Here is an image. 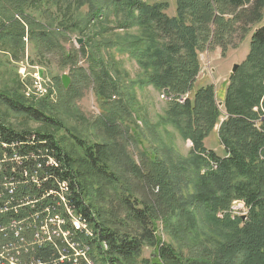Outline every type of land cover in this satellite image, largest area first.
Instances as JSON below:
<instances>
[{"label": "trees", "instance_id": "16d2710c", "mask_svg": "<svg viewBox=\"0 0 264 264\" xmlns=\"http://www.w3.org/2000/svg\"><path fill=\"white\" fill-rule=\"evenodd\" d=\"M72 1L49 0L57 7L63 2L66 8L71 6ZM30 2L0 0L1 43L24 49L26 28L29 38L42 44L49 43L51 36L57 38L62 34L60 30L49 34L50 31L47 32L42 23L27 14ZM250 2L176 0V14L171 17L166 13L169 4L165 0L150 3L145 0H97L96 4L91 0L86 21L75 19L68 25L60 24L64 25V32L70 29L81 31L88 18L111 8V14L119 17L118 28L137 26L141 29V35H131L130 40L122 38L108 45L115 47L119 53L132 56L147 70V77L142 79V83L152 84L170 96L172 93L175 98L187 91L192 92L184 104L174 99L168 120L180 129L185 139L193 143L188 172L183 174V181L186 188L195 192L183 195L180 191L182 187L177 189L164 168L159 167L160 173L152 174L150 180L153 185H161L162 193L157 195V200L170 210L166 216L163 215L169 235L194 236L192 233H198L202 228V225L171 224V217L175 220L185 217L194 219L195 212L205 213L206 220L214 224L204 234V241L214 240L211 247L199 248L187 258L182 256L179 246L167 243L156 235L158 216L152 206L154 203L138 209L125 199L129 216L139 227L136 235L128 231L122 233L115 225L99 221L94 206L88 201L87 195L92 192V183L86 180L88 173L82 170V164L77 163L60 140L49 133H36L34 140L0 122V138L17 141L22 154L35 149L46 139L47 147L59 161V166L48 168L49 173L42 177L43 186H57L63 181L70 183L72 206L96 228L94 238L88 240L96 264H139L138 258L147 244L154 247L155 255L151 259H143L144 264H264V25L253 30L247 58L236 72L231 73L224 90L217 92L214 84L195 88L202 67L200 54L209 50L212 44L219 45L222 53L226 51L224 39L233 33L239 12ZM263 5L264 0H254L248 17L250 21H261ZM230 8L238 9L232 14V19L226 18ZM16 15L21 17L17 18ZM94 56H90V66L98 82V93L105 96L107 86L116 87L115 80ZM71 57L68 53V58ZM7 101L15 106L12 99L8 98ZM220 101L224 103L223 106L219 104ZM24 109L37 120L52 121L34 107ZM214 130L218 131V139L226 151L223 157L206 148L205 140ZM30 142L33 143L27 145ZM79 142L85 145L82 140ZM106 146L94 144L86 147V156L90 159L86 157L83 161L97 172L108 151ZM94 149L98 151L97 154ZM99 162H102L101 166ZM134 168L140 172L137 167ZM235 200H243L249 207L246 218L233 216L230 212ZM220 210L225 211L222 218L218 217Z\"/></svg>", "mask_w": 264, "mask_h": 264}, {"label": "rangeland", "instance_id": "374dc122", "mask_svg": "<svg viewBox=\"0 0 264 264\" xmlns=\"http://www.w3.org/2000/svg\"><path fill=\"white\" fill-rule=\"evenodd\" d=\"M30 1L27 14L42 23L45 30L50 31L49 34L55 30H60L62 34L57 38L51 36L49 43L42 44L30 39L26 28L24 49L0 42V122L24 134L49 133L57 137L77 163L82 164V170L88 173L86 180L92 183L88 201L94 206L99 221L115 225L122 233L128 231L136 235L139 227L130 218L125 199L138 209L154 203L152 206L158 216L156 235L167 243L179 246L182 256L187 258L199 248L213 246L214 240L204 241V234L214 225L206 220L205 213L195 212L194 219L170 218V223L174 225H202L198 233H192L197 238L185 234L172 237L166 230L164 216L170 210L157 200L162 188L161 185H153L150 178L164 168L177 189L182 187L180 191L183 195L194 193L195 190L186 188L183 181V174L188 172L193 143L185 139L180 129L168 120L172 102L180 97L175 98L171 93V99L164 100L152 84L142 83V79L147 77V70L132 56L119 53L115 47L108 45L122 38L130 40L131 35H141V29L137 26L118 28L119 17L111 14L112 10L108 8L88 18L81 31L70 29L64 32V25H60L62 22L68 25L75 19L86 21L91 0H73L69 8L63 2L57 7L49 0ZM145 1L150 3L154 0ZM165 1L169 4L166 13L173 17L176 0ZM93 2L96 4L97 0ZM253 3L254 0L246 3L239 12L233 33L224 39L227 44L224 53L219 45L212 44L209 50L200 54L202 67L195 88L214 84L217 92L222 90L229 83L234 64H241L247 58L253 30L264 25V5L261 21L248 19ZM229 10L226 18L232 19V14L238 9ZM80 39H83L81 44L78 42ZM92 54L115 80L116 87L107 86L105 96L98 93V82L90 66ZM38 72L44 79L41 80L42 86L47 89L44 94L38 93L35 87L34 75ZM64 75L69 78L67 87L62 82ZM186 93L191 97L192 92ZM218 96L221 99L220 93ZM8 98L15 106L8 103ZM219 104L223 106L224 103L220 101ZM24 107H34L52 121L37 120ZM79 140L85 145L82 146ZM94 144H106L105 149H108L103 164L99 162L100 166L102 164L99 172L83 161L88 157L86 147ZM205 144L219 157L226 155L217 130L205 140ZM93 151L98 153L95 149ZM221 213L222 210L218 211L220 218L224 216L221 217ZM154 250L153 246L145 245L138 263L144 264L143 259H151L155 255Z\"/></svg>", "mask_w": 264, "mask_h": 264}, {"label": "built area", "instance_id": "2783aa9c", "mask_svg": "<svg viewBox=\"0 0 264 264\" xmlns=\"http://www.w3.org/2000/svg\"><path fill=\"white\" fill-rule=\"evenodd\" d=\"M34 78L38 93L44 94V79L39 72ZM161 96L172 97L164 90ZM188 96L177 100L184 103ZM24 135L35 140L36 133ZM58 166L46 139L22 154L17 141L0 138V264H96L88 242L96 228L72 206L70 183L43 186L48 168ZM248 211L243 200H235L230 208L233 216Z\"/></svg>", "mask_w": 264, "mask_h": 264}, {"label": "water", "instance_id": "95a60500", "mask_svg": "<svg viewBox=\"0 0 264 264\" xmlns=\"http://www.w3.org/2000/svg\"><path fill=\"white\" fill-rule=\"evenodd\" d=\"M78 42L81 44L83 42V39H80ZM238 68H239V64H234L232 72H236L238 70ZM62 82H63L65 87H67L69 85V78L67 75H64L62 77Z\"/></svg>", "mask_w": 264, "mask_h": 264}, {"label": "crops", "instance_id": "0c3cea01", "mask_svg": "<svg viewBox=\"0 0 264 264\" xmlns=\"http://www.w3.org/2000/svg\"><path fill=\"white\" fill-rule=\"evenodd\" d=\"M222 89L224 90V89H225V87H222Z\"/></svg>", "mask_w": 264, "mask_h": 264}]
</instances>
